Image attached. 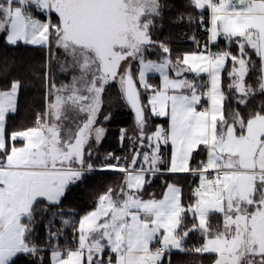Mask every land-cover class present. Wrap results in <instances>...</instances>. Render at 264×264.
Wrapping results in <instances>:
<instances>
[{"label": "snow or ice", "instance_id": "obj_1", "mask_svg": "<svg viewBox=\"0 0 264 264\" xmlns=\"http://www.w3.org/2000/svg\"><path fill=\"white\" fill-rule=\"evenodd\" d=\"M0 264H264V0H0Z\"/></svg>", "mask_w": 264, "mask_h": 264}, {"label": "trees", "instance_id": "obj_2", "mask_svg": "<svg viewBox=\"0 0 264 264\" xmlns=\"http://www.w3.org/2000/svg\"><path fill=\"white\" fill-rule=\"evenodd\" d=\"M185 46H188V45H185ZM27 115H28V113L26 111H22L20 114V118L23 119ZM118 120L122 121L123 123L126 124V123L130 122L131 117L129 115H124V116L118 117Z\"/></svg>", "mask_w": 264, "mask_h": 264}]
</instances>
